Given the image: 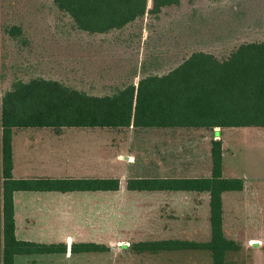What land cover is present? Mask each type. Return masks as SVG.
Wrapping results in <instances>:
<instances>
[{"label":"rangeland","instance_id":"1","mask_svg":"<svg viewBox=\"0 0 264 264\" xmlns=\"http://www.w3.org/2000/svg\"><path fill=\"white\" fill-rule=\"evenodd\" d=\"M13 26L15 30H11ZM234 39H264V0H181L179 6L164 9L157 18L146 15L124 29L103 34L77 29L72 18L59 10L53 0H0V97L16 79L27 81L33 77L57 79L91 94L112 93L117 87L137 83L143 75L169 71L195 48L223 58L230 50L226 44ZM201 130L89 128L80 139L86 145L77 153L91 155L94 175L119 177L123 182L130 175L160 173L163 163L172 168V174H181L177 170L182 166L206 165L208 137ZM219 134L225 141V175H247L254 186L248 192L257 197L260 207L250 223L240 218L238 227L230 231L242 241L248 234L264 237V127H231ZM123 192L127 205L138 206L125 210L124 234L119 232L132 248L133 240L158 236L152 228L153 224L159 226L160 213L148 206L165 200L158 194ZM109 196V202H116V193ZM170 198L171 205L180 202L174 195ZM116 213L109 212L114 216ZM174 213L178 211L170 214ZM242 213L245 211L238 212ZM178 221L176 217L168 221L174 235ZM109 223L110 233L115 236L116 222L110 217ZM260 242V248L258 244H254L255 248L244 245L230 257L229 264H264V239ZM108 244V254L93 259L95 264L122 261L118 258V244ZM42 257V264H80L85 260L83 256ZM20 258L23 259L19 264H23L29 257ZM136 259L127 261H142L141 257ZM195 261L185 255L173 258V264Z\"/></svg>","mask_w":264,"mask_h":264},{"label":"trees","instance_id":"2","mask_svg":"<svg viewBox=\"0 0 264 264\" xmlns=\"http://www.w3.org/2000/svg\"><path fill=\"white\" fill-rule=\"evenodd\" d=\"M151 1V2H150ZM220 1V0H214ZM77 29L91 34L109 33L181 0H53ZM15 26L11 30H15ZM161 31V30H160ZM230 41L227 56L204 48L193 49L169 71L143 75L112 93L96 95L57 79H16L0 97V264H15V256L67 252L65 243H39L17 239L13 194L19 190L116 191L120 179L31 178L12 175V136L22 127H136L214 128L264 127V39ZM1 79V75H0ZM210 177L129 178L126 188L138 191H208L211 237L208 241L169 239L139 241L137 252L197 250L212 252L213 264H225L226 253L240 245L223 230L224 191L242 190V178L223 176L222 140L211 142ZM105 244L73 243L72 253L107 251Z\"/></svg>","mask_w":264,"mask_h":264},{"label":"crops","instance_id":"3","mask_svg":"<svg viewBox=\"0 0 264 264\" xmlns=\"http://www.w3.org/2000/svg\"><path fill=\"white\" fill-rule=\"evenodd\" d=\"M89 128L95 127L66 126L56 129L44 126L14 128L12 136L13 177L16 179L119 178L104 176L102 174L94 175L92 164L90 163L92 160L91 155L83 153L79 155L77 153L81 152V148L86 145V142H82L80 139L85 137V131ZM225 128L231 127L194 128L203 129L201 131L207 132V162L204 166L200 164L193 167L183 168L182 166L177 170L181 171V174H172V168L165 166L163 163L159 166L160 173L130 175V177L125 178V182L122 181V178H119L120 187L116 191H15L13 199L16 224L15 234L17 239L39 243L67 244V252L65 253L16 255L15 264H19L22 261L23 258H20L22 256L29 257L27 258V262L24 261L23 264H42V256L44 255H61L67 259H71L74 256H83L85 260L80 261V264H95L93 259L106 257L105 255L108 254L111 248L108 244L110 242L118 244V258L122 259L118 264H130L127 261L128 258L137 260L136 258L138 257H141L142 261H139L137 264L140 262V264H173V258L181 255L197 259V262L195 261L192 264H213L212 252L206 249L137 252L130 248V246H127L123 235H119V232L124 234L125 210L131 208L137 209L138 207L136 204L127 205L128 203L124 202L123 191H127V193H142L143 195L158 194L165 201L162 203H152L148 206L149 209L157 210L160 213L157 218L159 226L157 225L158 227H156L153 224L155 228H152L154 235L158 236L133 240L132 243L169 239L198 242L208 241L211 237L210 193L208 191H138L127 189L126 182L129 178L141 177H210L212 175L211 142L212 140H222L224 162L225 141L219 132ZM223 176L242 178L244 180V188L242 190L224 191L222 194L224 234L227 238L236 241L240 245L239 249L230 250L226 253L225 264H229L230 257L235 253H239V250L244 245H246L245 247L249 245L251 248H255L254 244L261 243L260 241L264 237H253L248 234L245 240L242 241L232 234L230 228L233 231L235 226L238 227L237 221L240 218L248 219L249 223L253 220L255 212H258V209H260L256 203L259 200L252 195V191L248 192L249 190H253L254 186L247 175H238V177L227 176L224 173L223 164ZM123 185L125 188H123ZM110 193H116V202H109ZM173 195L180 202L171 205L168 199H171L170 197ZM248 196L250 199L247 198ZM174 210L178 211V213L170 214ZM110 211H116L117 213L115 216L110 215ZM239 211H245V213L238 214ZM110 217H112V221L116 222L115 236L109 230ZM114 217L115 219H113ZM174 217L176 219L179 218V223L175 229L176 235H174V231L171 229L170 224H168V221L173 220ZM153 221L156 222V220ZM246 222L247 220L245 224ZM111 230L113 232L114 228ZM262 232L264 235V229H262ZM82 242L105 244L109 247V250L72 253V244ZM260 247L261 245L257 248ZM132 263L136 264V261Z\"/></svg>","mask_w":264,"mask_h":264}]
</instances>
